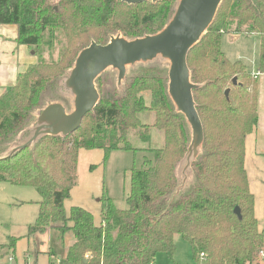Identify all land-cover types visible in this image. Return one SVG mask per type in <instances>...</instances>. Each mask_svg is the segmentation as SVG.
Returning <instances> with one entry per match:
<instances>
[{
  "label": "trees",
  "instance_id": "obj_1",
  "mask_svg": "<svg viewBox=\"0 0 264 264\" xmlns=\"http://www.w3.org/2000/svg\"><path fill=\"white\" fill-rule=\"evenodd\" d=\"M177 3L0 0V25L17 26L19 44L61 46L57 61L45 65L40 60L0 97V183L31 187L39 194L38 214L27 236L49 230L59 232L63 240L66 233L72 234L73 243L59 264H153L159 253L172 258L177 236L189 244L197 264H254L264 248L244 166L245 138L258 123L257 78L221 51L223 34L258 35L257 70L264 74V0H222L213 22L188 51L189 78L196 87L192 98L203 132L195 157L188 158L190 126L158 72L135 77L120 90L116 87L115 97L99 100L75 132L43 134L24 146L46 107L26 125L29 113L38 107V91L46 82L52 90L64 82L86 48L77 47L86 33L100 30L107 36L120 31L126 40L155 35L171 21ZM92 35L96 44L108 43ZM143 92L150 94L148 105ZM140 113H152L153 123L142 124ZM151 128L162 133L163 145L151 151L152 159H144L140 169L131 170L127 209L118 210L110 199L104 200L99 224L80 207L64 211L79 151L133 150L127 134L134 131L147 142ZM235 207L240 219L233 213ZM54 253L49 247L48 255Z\"/></svg>",
  "mask_w": 264,
  "mask_h": 264
},
{
  "label": "rangeland",
  "instance_id": "obj_2",
  "mask_svg": "<svg viewBox=\"0 0 264 264\" xmlns=\"http://www.w3.org/2000/svg\"><path fill=\"white\" fill-rule=\"evenodd\" d=\"M120 33V31H109L106 36L100 30L90 31L84 35L77 47H88L91 43H95L92 34L100 35L101 39L109 41V36L111 38L122 37ZM221 40V51L226 57V54L230 55L233 49L226 45V36L223 39L221 38ZM30 50L35 63L29 67L36 65L40 60L45 65H48L52 61H57L60 56L61 46L54 44L52 49L47 46H40L39 48L32 47ZM74 52H77V50ZM168 69L169 62L157 57L151 62L137 63L126 67L123 79L120 83H117V70L107 68L99 75V79L95 84L98 90V101L113 99L116 87H119L120 90L123 85L130 84L135 77H152L157 72L161 78L165 79L164 85L167 87ZM248 69H252L251 66ZM53 78L54 74L52 73L49 75L48 81H52ZM63 83H60L58 89L53 90L51 87H46L47 82L46 85L41 87L40 91H38L39 94H37L38 107L29 113L25 121L26 125L30 126L34 123L37 113L49 104H61L68 113L74 110L72 90L68 87L65 88ZM141 96L145 104L148 105L150 94L143 92ZM138 118L142 124L151 125L153 123L152 113H140ZM256 130V132L245 138L244 166L249 191L254 198V217L257 220L258 230L264 231V111L262 110ZM127 135V141L133 150L104 152L96 149L79 151L75 184L70 191L69 197L63 203L66 213L72 207H80L90 212L94 223L99 224L104 200L110 199L118 210L127 209L126 198L129 194L131 170L133 168L140 169L144 159H152L151 151L159 149L163 145L162 133L154 128L150 129V140L147 142L141 141L134 131H130ZM195 143L193 149L195 150L196 148L197 154L199 144L195 145ZM40 200L39 194L31 187H18L4 182L0 183V263L14 253L18 261L29 256L34 261V257L39 255L38 264H45L48 258V264H59V260L68 245L73 243L71 233H66L63 236V240H61L62 237L59 232L49 230L44 234L27 236V227L34 223L38 214L36 202ZM174 243L175 251L172 258L164 253H159L153 264H197L193 259L191 248L185 240L177 236L174 239ZM49 247L55 251V255H48ZM257 257L259 260H264V258L259 256V252ZM33 261H29V263H33Z\"/></svg>",
  "mask_w": 264,
  "mask_h": 264
},
{
  "label": "water",
  "instance_id": "obj_3",
  "mask_svg": "<svg viewBox=\"0 0 264 264\" xmlns=\"http://www.w3.org/2000/svg\"><path fill=\"white\" fill-rule=\"evenodd\" d=\"M119 1L127 5H136L171 0ZM221 2L222 0H178L171 21L161 32L134 40L112 37L104 45L91 43L84 48L78 54L73 68L64 80L65 88L71 89L74 95V110L68 113L61 104L47 105L38 118L32 137L24 146L30 145L43 134L67 135L75 132L83 118L91 113L97 104L99 96L95 80L107 68L117 70V83H120L125 75L126 67L151 62L161 57L169 62L168 94L176 110L185 117L191 129L188 158L195 157L197 154L196 148L193 149L194 143L196 142L195 145L199 144L200 147L203 132L192 98V91L196 87L190 82L186 57L188 51L213 22ZM235 82L236 79L233 78L232 83L235 84ZM228 93L229 91L225 90L224 96L227 97ZM233 213L238 219L241 218L237 207L234 208Z\"/></svg>",
  "mask_w": 264,
  "mask_h": 264
},
{
  "label": "crops",
  "instance_id": "obj_4",
  "mask_svg": "<svg viewBox=\"0 0 264 264\" xmlns=\"http://www.w3.org/2000/svg\"><path fill=\"white\" fill-rule=\"evenodd\" d=\"M17 34V26L0 25V97L15 85L19 75H21L29 66L35 63V60H33L34 57L32 56V52L30 50L32 48H28L25 45L19 44L17 42ZM225 36L226 45L232 47L233 49V52H231L230 55L226 54V58L230 62H241L245 66L247 72L251 75H255L257 78V114L259 121L260 112L261 110L264 111V74H260L257 70L260 42L259 37L255 34L248 36H235L226 34L222 35V39ZM249 66H251L252 69L249 70ZM256 131L257 130L254 132ZM69 246L70 245H68V247ZM44 254L46 255V253ZM10 256L13 257V264H38L39 255L34 257V261L31 259V256L28 258L24 257L21 261L16 259L14 253ZM8 257L6 260L3 259L4 261H2L0 264L7 263ZM48 259H46L45 264L49 263ZM29 261H33V263H29ZM254 264H264V260L258 259Z\"/></svg>",
  "mask_w": 264,
  "mask_h": 264
},
{
  "label": "built area",
  "instance_id": "obj_5",
  "mask_svg": "<svg viewBox=\"0 0 264 264\" xmlns=\"http://www.w3.org/2000/svg\"><path fill=\"white\" fill-rule=\"evenodd\" d=\"M259 256L264 258V248H262L261 251L259 252ZM12 262H13V257L9 256L7 259V263L5 264H13Z\"/></svg>",
  "mask_w": 264,
  "mask_h": 264
}]
</instances>
